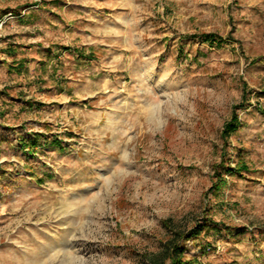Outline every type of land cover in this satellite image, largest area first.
Masks as SVG:
<instances>
[{"label":"rangeland","instance_id":"1","mask_svg":"<svg viewBox=\"0 0 264 264\" xmlns=\"http://www.w3.org/2000/svg\"><path fill=\"white\" fill-rule=\"evenodd\" d=\"M200 229L186 264H264V0H0V264Z\"/></svg>","mask_w":264,"mask_h":264},{"label":"trees","instance_id":"2","mask_svg":"<svg viewBox=\"0 0 264 264\" xmlns=\"http://www.w3.org/2000/svg\"><path fill=\"white\" fill-rule=\"evenodd\" d=\"M234 123L235 119L227 125V127L230 128L229 132H233L234 130H236V126H234ZM202 230L203 229H200L198 232H195L196 230H192L190 233H186L185 235L183 234V236L179 234L175 235V237L169 242L168 246L166 247V250H164V252L162 253L160 259H158L155 264H186L182 260L183 255L185 253V249L182 248L178 242L183 237L187 240L195 238L200 234Z\"/></svg>","mask_w":264,"mask_h":264}]
</instances>
